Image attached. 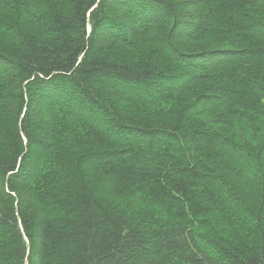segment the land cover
I'll use <instances>...</instances> for the list:
<instances>
[{"label":"trees","instance_id":"trees-1","mask_svg":"<svg viewBox=\"0 0 264 264\" xmlns=\"http://www.w3.org/2000/svg\"><path fill=\"white\" fill-rule=\"evenodd\" d=\"M0 264H264V0H0Z\"/></svg>","mask_w":264,"mask_h":264},{"label":"water","instance_id":"water-1","mask_svg":"<svg viewBox=\"0 0 264 264\" xmlns=\"http://www.w3.org/2000/svg\"><path fill=\"white\" fill-rule=\"evenodd\" d=\"M26 260H27V258H26Z\"/></svg>","mask_w":264,"mask_h":264}]
</instances>
